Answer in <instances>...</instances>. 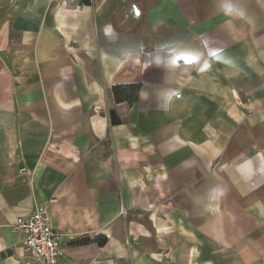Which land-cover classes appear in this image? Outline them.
<instances>
[{
  "label": "crops",
  "instance_id": "crops-1",
  "mask_svg": "<svg viewBox=\"0 0 264 264\" xmlns=\"http://www.w3.org/2000/svg\"><path fill=\"white\" fill-rule=\"evenodd\" d=\"M37 208L58 264H264V0H0V264Z\"/></svg>",
  "mask_w": 264,
  "mask_h": 264
},
{
  "label": "built area",
  "instance_id": "built-area-1",
  "mask_svg": "<svg viewBox=\"0 0 264 264\" xmlns=\"http://www.w3.org/2000/svg\"><path fill=\"white\" fill-rule=\"evenodd\" d=\"M24 169V168H23ZM13 228L22 235L23 246L31 257L44 264H58L62 247L50 225V215L45 209L19 216Z\"/></svg>",
  "mask_w": 264,
  "mask_h": 264
},
{
  "label": "trees",
  "instance_id": "trees-1",
  "mask_svg": "<svg viewBox=\"0 0 264 264\" xmlns=\"http://www.w3.org/2000/svg\"><path fill=\"white\" fill-rule=\"evenodd\" d=\"M90 0H88L89 2ZM140 88V84H135V85H115L113 87V93L114 96L117 100H125L127 98H135L137 91ZM136 92V93H135ZM99 242L100 244H103L106 242V238L100 239L99 237L95 239H90V238H84L80 240V243H90V242Z\"/></svg>",
  "mask_w": 264,
  "mask_h": 264
}]
</instances>
